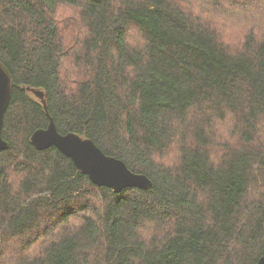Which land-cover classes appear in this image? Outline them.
Instances as JSON below:
<instances>
[{"label":"trees","instance_id":"16d2710c","mask_svg":"<svg viewBox=\"0 0 264 264\" xmlns=\"http://www.w3.org/2000/svg\"><path fill=\"white\" fill-rule=\"evenodd\" d=\"M242 2L260 3L244 13L264 26V0ZM62 5L73 18H56ZM187 10L178 0H0V61L11 76L0 132L8 142L0 264L256 263L264 31L230 43ZM132 31L139 42L127 39ZM63 62L75 70L63 73ZM28 88L42 91L59 132L92 139L151 187L115 193L56 147L36 149L30 135L48 117ZM169 153L176 160L166 165L159 158ZM149 226L158 230L142 236ZM43 238L38 255L23 253Z\"/></svg>","mask_w":264,"mask_h":264},{"label":"water","instance_id":"95a60500","mask_svg":"<svg viewBox=\"0 0 264 264\" xmlns=\"http://www.w3.org/2000/svg\"><path fill=\"white\" fill-rule=\"evenodd\" d=\"M11 76L6 66L0 61V132L3 116L11 92ZM38 98L47 114L48 124L44 128L35 129L30 135L31 144L39 150L56 147L75 165V170L89 177L91 182L112 188L115 193L125 188L148 189L152 185L149 177L127 168L126 163L112 155L104 153L90 138L75 132L61 133L48 113L44 94L40 90L28 88ZM8 142L0 134V150L5 149ZM255 264H264V250Z\"/></svg>","mask_w":264,"mask_h":264},{"label":"rangeland","instance_id":"374dc122","mask_svg":"<svg viewBox=\"0 0 264 264\" xmlns=\"http://www.w3.org/2000/svg\"><path fill=\"white\" fill-rule=\"evenodd\" d=\"M240 1V2H239ZM178 0L180 5L184 6L187 11L191 12L194 16H199L209 23H213L218 26L223 34V37L226 41L230 43H237L240 38L243 37L244 34H247L250 30L253 32L256 31H264V26L260 25V20L255 18L253 21L252 17L244 12L249 11V8L255 5H260V3H247L245 4L242 0ZM245 5V6H243ZM229 8V9H228ZM246 9L245 11H243ZM75 10L73 7L69 5H62L57 9L56 18L60 20V18H73L75 15ZM255 16V15H254ZM60 22V21H59ZM76 24V23H75ZM74 29L78 31L79 26H74L72 24L67 26L66 37L64 40L69 39V30ZM259 33V32H258ZM129 42H139L140 37L137 31H132L126 36ZM62 72L66 74V72L74 71V66H71V63L63 62L61 65ZM226 126L222 125L218 128L220 134L226 135L228 134V130H226ZM162 163H166V165L173 164L176 160V157L173 153L166 154L159 158ZM79 220V217H75L70 219L68 222V226L74 225ZM158 230L157 226H149L145 229H140V233L142 236L149 237L151 234L155 233ZM45 238L40 239L37 243H33V245L28 246L27 249L24 248L23 253L28 254L30 257H34L38 255L37 249H40V245L45 244Z\"/></svg>","mask_w":264,"mask_h":264},{"label":"bare ground","instance_id":"6f19581e","mask_svg":"<svg viewBox=\"0 0 264 264\" xmlns=\"http://www.w3.org/2000/svg\"><path fill=\"white\" fill-rule=\"evenodd\" d=\"M4 117V116H3Z\"/></svg>","mask_w":264,"mask_h":264}]
</instances>
